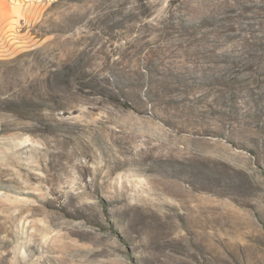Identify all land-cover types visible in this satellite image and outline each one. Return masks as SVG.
<instances>
[{
	"label": "rangeland",
	"instance_id": "1",
	"mask_svg": "<svg viewBox=\"0 0 264 264\" xmlns=\"http://www.w3.org/2000/svg\"><path fill=\"white\" fill-rule=\"evenodd\" d=\"M27 1L0 264H264V0Z\"/></svg>",
	"mask_w": 264,
	"mask_h": 264
},
{
	"label": "crops",
	"instance_id": "2",
	"mask_svg": "<svg viewBox=\"0 0 264 264\" xmlns=\"http://www.w3.org/2000/svg\"><path fill=\"white\" fill-rule=\"evenodd\" d=\"M35 3H28L27 0H0V35H17L12 28L16 26L19 18L28 20L32 13L27 9L34 7ZM37 7H43V3H36ZM19 7L22 10H18Z\"/></svg>",
	"mask_w": 264,
	"mask_h": 264
},
{
	"label": "trees",
	"instance_id": "3",
	"mask_svg": "<svg viewBox=\"0 0 264 264\" xmlns=\"http://www.w3.org/2000/svg\"><path fill=\"white\" fill-rule=\"evenodd\" d=\"M188 182H189V184H191V186H194V184H196V183H194V181H192V179L189 180ZM204 188H206V187H204ZM201 190L208 191V189H201Z\"/></svg>",
	"mask_w": 264,
	"mask_h": 264
}]
</instances>
